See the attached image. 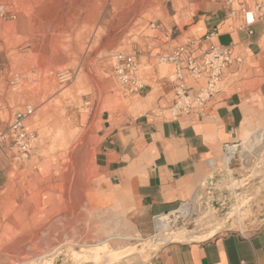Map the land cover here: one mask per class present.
<instances>
[{"label": "rangeland", "instance_id": "rangeland-1", "mask_svg": "<svg viewBox=\"0 0 264 264\" xmlns=\"http://www.w3.org/2000/svg\"><path fill=\"white\" fill-rule=\"evenodd\" d=\"M226 2L2 3L17 18L0 20V133L18 110L32 106L27 127L39 138L23 161L16 160L9 139H0L8 175L0 188V264H146L170 242L202 240L238 228L254 232L264 225V140L249 162L222 163L213 183L169 215L138 222L93 200L100 184L95 168L100 113L108 108L139 114L143 96L125 94L109 54L153 55L154 64L168 65L159 58L166 54L160 46L169 41L167 30L173 37L178 25L202 15L219 22L227 17ZM64 69L71 70V78L60 79Z\"/></svg>", "mask_w": 264, "mask_h": 264}, {"label": "crops", "instance_id": "crops-1", "mask_svg": "<svg viewBox=\"0 0 264 264\" xmlns=\"http://www.w3.org/2000/svg\"><path fill=\"white\" fill-rule=\"evenodd\" d=\"M3 2L0 20L16 19ZM1 10L6 13L1 15ZM202 16L178 25L173 37L167 30L169 41L160 46L161 54L187 42L197 49L221 43L232 45L241 60L230 65L221 91L203 108L173 118L168 109L174 98L175 66L156 65L153 55L138 54L146 83L137 105L141 112L105 108L100 113L95 152L100 184L93 198L97 206H115L138 222L171 212L216 180L226 144L243 141L264 126L263 26L256 23L248 34L234 18L222 30L230 19L211 22ZM188 83L193 91L200 86L191 78ZM7 180L0 159V188ZM158 220L163 226L164 220ZM146 264H264V225L254 232L238 228L202 240L170 242Z\"/></svg>", "mask_w": 264, "mask_h": 264}, {"label": "built area", "instance_id": "built-area-1", "mask_svg": "<svg viewBox=\"0 0 264 264\" xmlns=\"http://www.w3.org/2000/svg\"><path fill=\"white\" fill-rule=\"evenodd\" d=\"M226 3L227 19H240L239 27L248 34L254 32L253 25L256 23H260L264 28V0H227ZM5 13L4 10H1V15ZM108 58L114 77L123 90L130 95H141L145 90L146 83L142 76V66L138 54L117 50L112 51ZM159 58L161 61L175 66L172 78L174 98L168 109L173 118L197 112L203 108L215 94L221 91L230 65L234 61L241 60L235 55L232 45L212 43L206 48L197 49L193 42L179 45L172 52L161 55ZM58 76L61 80H67L71 78L72 72L70 69H64L58 73ZM189 78L200 85L197 91L191 89L188 83ZM33 112L32 106L18 110L7 130L0 133V139L7 138L13 143L16 148L15 158L17 161L28 159L38 142V133L27 127V120ZM243 143L245 142L240 141L225 145L223 160L229 157L232 150L235 151L228 162L224 161L227 166H230L233 160L245 159L239 153ZM170 213L168 212L166 215Z\"/></svg>", "mask_w": 264, "mask_h": 264}, {"label": "bare ground", "instance_id": "bare-ground-1", "mask_svg": "<svg viewBox=\"0 0 264 264\" xmlns=\"http://www.w3.org/2000/svg\"><path fill=\"white\" fill-rule=\"evenodd\" d=\"M254 134V135H253ZM253 134H251V136L248 138L250 140H248V144L247 147H243L239 150V153L242 155L243 158H245V160H247L246 162H249L251 160L252 154H254V151L256 150V148L259 146V143L263 142L264 140V130L263 129H259L256 132H254ZM253 135V137H252ZM251 142V143H250ZM247 143V142H246ZM250 144V145H249ZM249 145V146H248ZM261 145V144H260ZM263 147V146H262ZM261 147V148H262ZM235 151H231V153L229 154V157L225 159L226 162H228L229 158L234 154ZM189 207H186V211ZM191 208V207H190ZM176 220V219H175ZM170 222V221H169ZM172 223V222H171ZM170 223V224H171ZM170 238V237H169ZM120 251V250H119ZM117 252V251H116ZM123 252V251H122ZM121 252V253H122ZM110 254V253H109ZM123 254L125 255L126 253L123 252ZM123 254H121L122 256H124ZM112 255V254H111ZM127 255V254H126ZM116 256V255H115ZM120 256V258L122 257ZM117 259V258H116Z\"/></svg>", "mask_w": 264, "mask_h": 264}]
</instances>
